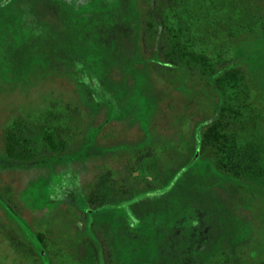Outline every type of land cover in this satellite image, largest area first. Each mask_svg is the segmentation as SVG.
Masks as SVG:
<instances>
[{"label":"rangeland","instance_id":"1","mask_svg":"<svg viewBox=\"0 0 264 264\" xmlns=\"http://www.w3.org/2000/svg\"><path fill=\"white\" fill-rule=\"evenodd\" d=\"M189 2L193 47L231 59L264 112V29L234 32L264 0ZM133 35L118 0H0V264H264V129L243 134L240 178L220 174L197 141L236 89L155 66ZM16 116L65 151L8 160Z\"/></svg>","mask_w":264,"mask_h":264},{"label":"trees","instance_id":"2","mask_svg":"<svg viewBox=\"0 0 264 264\" xmlns=\"http://www.w3.org/2000/svg\"><path fill=\"white\" fill-rule=\"evenodd\" d=\"M145 2L148 6L146 12L140 14L136 0H118V13L131 25L141 55L148 56L146 61L155 66L179 69L203 78L212 75L217 90L226 85L236 89L237 94L221 102L211 121L203 129L197 141V152L212 150L215 169L222 175L238 180L245 170L240 163H236L241 157L238 153L243 134L258 135V131L264 129V112H259L248 104V90L242 83V71L231 59L226 61L219 55L210 57L205 50L193 47L186 34L190 33L189 27H185L186 23L182 22L190 8L189 0ZM237 16L239 22L234 30L236 33L255 26L264 29V17L256 19L243 11ZM245 23L249 25L244 26ZM3 145L6 158L16 163L60 155L66 149L65 140L56 130L20 116H16L4 128ZM247 172L251 173L250 169L247 168ZM104 178L105 175L97 186L102 185ZM95 199L94 194L91 195L93 211L107 204L102 199L95 203Z\"/></svg>","mask_w":264,"mask_h":264}]
</instances>
